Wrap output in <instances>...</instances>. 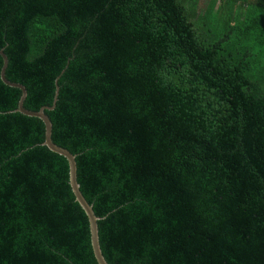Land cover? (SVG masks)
<instances>
[{"label": "trees", "instance_id": "obj_1", "mask_svg": "<svg viewBox=\"0 0 264 264\" xmlns=\"http://www.w3.org/2000/svg\"><path fill=\"white\" fill-rule=\"evenodd\" d=\"M0 50L108 264H264V0H0ZM3 65L0 264H98Z\"/></svg>", "mask_w": 264, "mask_h": 264}, {"label": "water", "instance_id": "obj_2", "mask_svg": "<svg viewBox=\"0 0 264 264\" xmlns=\"http://www.w3.org/2000/svg\"><path fill=\"white\" fill-rule=\"evenodd\" d=\"M0 55L2 56L3 63H4L2 71H1V78L3 79V81L5 83L13 85V86H18L22 90V95H21V98H20L19 103H18L17 111H20L26 115L36 116V117H39L40 119H42V121L45 124V141H44V144L50 150H52V151H54L60 155H63L68 160V163H69V182H70L72 191L75 195L76 201L82 206L86 215L88 216L90 234H91V245H92V250H93L94 256H95L98 264H108L106 262L104 256H103L102 252H101V248H100V244H99L98 228H97L98 217L94 214L91 205L87 203L86 199L83 197L82 193L79 190V184H78L77 179H76L75 155L70 153L67 149L56 145L52 141V139H51V122H50L49 118L47 117V115L44 113L45 107L40 108L38 111H30V110H27L23 107V101L26 97V90L22 85L10 82L5 78L4 70H5V67L7 65V57L3 53V51H1V50H0ZM46 108L52 109L53 106L52 107H46Z\"/></svg>", "mask_w": 264, "mask_h": 264}]
</instances>
